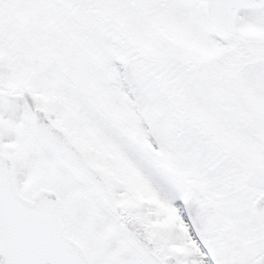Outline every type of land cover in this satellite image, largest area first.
Here are the masks:
<instances>
[{
    "label": "snow or ice",
    "instance_id": "snow-or-ice-1",
    "mask_svg": "<svg viewBox=\"0 0 264 264\" xmlns=\"http://www.w3.org/2000/svg\"><path fill=\"white\" fill-rule=\"evenodd\" d=\"M0 264H264V0H0Z\"/></svg>",
    "mask_w": 264,
    "mask_h": 264
}]
</instances>
